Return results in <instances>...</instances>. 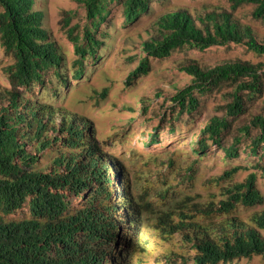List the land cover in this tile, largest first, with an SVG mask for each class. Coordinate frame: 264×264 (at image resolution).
Masks as SVG:
<instances>
[{
	"label": "trees",
	"instance_id": "1",
	"mask_svg": "<svg viewBox=\"0 0 264 264\" xmlns=\"http://www.w3.org/2000/svg\"><path fill=\"white\" fill-rule=\"evenodd\" d=\"M77 1L85 10L86 25L80 34L67 30L76 56L74 81L101 45L97 32L110 13L109 4L122 2L130 24L147 13L152 2ZM228 1L231 10L201 6V12L193 9L200 13L196 16L184 8L157 16L127 82L146 75L150 59L167 58L186 47L204 50L235 43L264 56V42L232 15L249 4L253 18L264 22V0ZM35 3L0 0V45L12 59L6 68L11 87L0 89V264H133L137 254L146 253L152 235L167 245L176 240L186 253L165 254L168 264L177 256L193 264H226L252 256L264 260V208L244 218L239 214L240 209L263 205L256 171L239 182L232 181L233 176L248 168L225 171L215 181L227 184L206 199L190 194L176 198L172 188H166L154 200H136L124 168L104 151L86 118L24 97L33 86H44L50 71L59 86H66L61 74L65 60ZM183 69L190 82L169 98L181 113L197 109L199 95L227 84L233 88L223 116H212L201 129L196 153L204 154L211 140L225 157H237L240 139L226 147L221 133L231 118L244 113L247 101L263 92L264 63L235 60L211 68L192 63ZM251 128L257 133L248 149L259 157L253 169L264 175V101L241 130L249 136ZM151 139L156 142L153 135ZM25 207L28 216L10 218Z\"/></svg>",
	"mask_w": 264,
	"mask_h": 264
},
{
	"label": "rangeland",
	"instance_id": "2",
	"mask_svg": "<svg viewBox=\"0 0 264 264\" xmlns=\"http://www.w3.org/2000/svg\"><path fill=\"white\" fill-rule=\"evenodd\" d=\"M201 6L230 9L228 0H152L147 13L140 15L133 23H126L122 2L109 4V15L100 26L97 39L101 45L94 60L84 62V72L74 81L75 59L73 44L67 30L73 28L80 34L86 25L85 10L77 0H36L35 8L43 12L42 24L63 55L61 74L66 86H59L57 76L50 71L44 86H33L24 92L25 98L52 104L61 111L71 112L86 118L95 131L96 138L112 158L124 168L133 185L136 200H154L158 193L172 188L174 197L183 195H218L220 187L215 178L233 167L248 168L237 172L232 181H242L249 172L258 174L257 188L264 198V175L253 169L259 157L248 149L250 138L257 131L251 128L245 136L242 127L250 118L259 113L264 101L263 92L247 101L243 114L230 119V127L221 133L223 146L232 144L235 138L238 156L227 158L222 149L208 140L204 154H197L201 129L214 115L223 116L224 106L230 100V85H223L199 95V105L191 113L180 112L169 98L190 82V75L183 69L189 64L201 68H211L223 62L241 60L256 64L264 63V56L258 55L243 44L214 45L204 50L183 48L172 52L163 59H150L149 72L131 82L127 77L142 56L141 42L152 31L150 23L164 12L184 8L194 13L201 12ZM253 6L244 4L232 11L233 17L241 24L249 26L255 38L264 42V22L252 16ZM12 64L0 45V89H9L6 68ZM264 83V79H263ZM57 94V95H56ZM59 116H57V119ZM156 142H153L151 136ZM154 139V140H155ZM263 205L252 209H240L245 217L249 212L260 210ZM28 216L27 207L18 210L10 218ZM167 245L152 235L146 253L137 254L133 264H168L165 254L173 250L186 254L181 246ZM170 264H193L180 257H172ZM226 264H264L260 256L240 258Z\"/></svg>",
	"mask_w": 264,
	"mask_h": 264
}]
</instances>
